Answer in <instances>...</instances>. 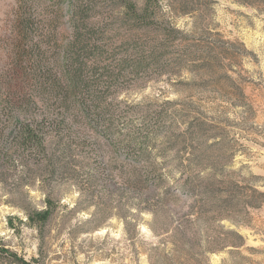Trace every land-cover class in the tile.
<instances>
[{
    "label": "rangeland",
    "instance_id": "1",
    "mask_svg": "<svg viewBox=\"0 0 264 264\" xmlns=\"http://www.w3.org/2000/svg\"><path fill=\"white\" fill-rule=\"evenodd\" d=\"M77 1L85 94L111 137L71 112L45 129L49 174L39 154L8 156L10 127L2 244L34 264H264V0ZM15 2L0 0V34ZM62 8L66 46L76 25ZM147 133L138 158L133 135ZM46 198L51 218L30 223Z\"/></svg>",
    "mask_w": 264,
    "mask_h": 264
},
{
    "label": "trees",
    "instance_id": "2",
    "mask_svg": "<svg viewBox=\"0 0 264 264\" xmlns=\"http://www.w3.org/2000/svg\"><path fill=\"white\" fill-rule=\"evenodd\" d=\"M76 1L16 0L0 34V138L13 126L20 140L8 156L39 154L49 174L58 167L50 154L46 128L65 127L71 112L89 121L96 131L105 120L102 112L91 107L100 97L85 94L89 86L84 77L87 63L81 51L87 42L83 26L75 24V16H83L84 4ZM63 4L76 25L74 40L66 46H61L57 37ZM103 133L106 139L111 137L109 127L100 128L99 136ZM149 135H133L138 158L146 152ZM45 203L46 208L26 212L30 223L37 225L51 218L56 205L50 198ZM10 223L13 225L12 219ZM1 253L21 264H34L6 248L0 239Z\"/></svg>",
    "mask_w": 264,
    "mask_h": 264
}]
</instances>
